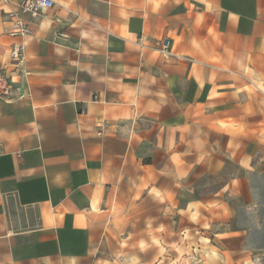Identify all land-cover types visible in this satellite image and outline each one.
Returning <instances> with one entry per match:
<instances>
[{"label": "crops", "instance_id": "1", "mask_svg": "<svg viewBox=\"0 0 264 264\" xmlns=\"http://www.w3.org/2000/svg\"><path fill=\"white\" fill-rule=\"evenodd\" d=\"M52 1L0 3V264H264V0Z\"/></svg>", "mask_w": 264, "mask_h": 264}, {"label": "built area", "instance_id": "2", "mask_svg": "<svg viewBox=\"0 0 264 264\" xmlns=\"http://www.w3.org/2000/svg\"><path fill=\"white\" fill-rule=\"evenodd\" d=\"M12 0H0L3 5H9ZM54 6L52 0H20L18 4L19 12H11L9 17L12 19V28L9 32L11 36L26 38L30 36V28L26 22L21 19L22 15L36 17L44 11L51 9ZM170 42L164 39L158 45V50L163 55H169ZM25 44L20 42L11 47L9 51V66L0 71V101L14 102L23 98L20 93V87L14 79L17 78L26 80L29 72L24 67ZM101 131H99V134Z\"/></svg>", "mask_w": 264, "mask_h": 264}, {"label": "rangeland", "instance_id": "3", "mask_svg": "<svg viewBox=\"0 0 264 264\" xmlns=\"http://www.w3.org/2000/svg\"><path fill=\"white\" fill-rule=\"evenodd\" d=\"M258 189L260 190V196H259V200H258V205L260 206V214L258 213V220H259V217L261 216V218L264 220V186H258ZM241 203L240 202H236V205H240ZM264 224V223H263ZM259 234H256V239H259ZM261 238L264 240V234H262L261 235ZM262 251H264V250H261V251H259L258 249H256L254 252L255 253H260V252H262Z\"/></svg>", "mask_w": 264, "mask_h": 264}]
</instances>
